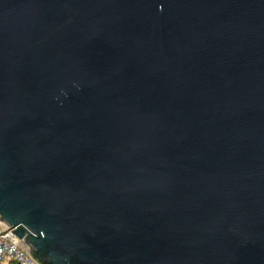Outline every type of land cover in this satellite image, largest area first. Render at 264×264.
Segmentation results:
<instances>
[{"label":"water","instance_id":"obj_1","mask_svg":"<svg viewBox=\"0 0 264 264\" xmlns=\"http://www.w3.org/2000/svg\"><path fill=\"white\" fill-rule=\"evenodd\" d=\"M0 223L38 264H264V0H0Z\"/></svg>","mask_w":264,"mask_h":264},{"label":"built area","instance_id":"obj_2","mask_svg":"<svg viewBox=\"0 0 264 264\" xmlns=\"http://www.w3.org/2000/svg\"><path fill=\"white\" fill-rule=\"evenodd\" d=\"M0 223V263L1 264H38L28 251L13 236L5 231Z\"/></svg>","mask_w":264,"mask_h":264},{"label":"trees","instance_id":"obj_3","mask_svg":"<svg viewBox=\"0 0 264 264\" xmlns=\"http://www.w3.org/2000/svg\"><path fill=\"white\" fill-rule=\"evenodd\" d=\"M1 264V263H0Z\"/></svg>","mask_w":264,"mask_h":264}]
</instances>
